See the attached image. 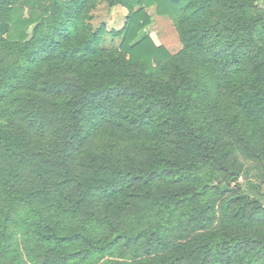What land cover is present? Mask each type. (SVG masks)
<instances>
[{"label": "trees", "instance_id": "1", "mask_svg": "<svg viewBox=\"0 0 264 264\" xmlns=\"http://www.w3.org/2000/svg\"><path fill=\"white\" fill-rule=\"evenodd\" d=\"M117 2L130 10L128 23L119 48L100 61L109 50L102 28H81L85 1L48 0L24 18L15 0H0V264H185L187 253H155L183 231L204 230L218 207L238 220L264 213L235 157L237 142L264 146V63L247 69L215 39L216 50L193 59L199 44L182 30L176 56L138 37L151 24L149 7L193 22L214 0ZM263 23L252 18L251 26ZM167 70L191 79L175 88L149 83ZM100 119L111 128L108 142L85 151L75 172L74 153ZM258 145L251 152L264 161ZM158 182L179 190L155 193ZM92 197L121 205L103 219L86 210ZM38 250L56 253L40 262ZM250 251V264H264V240L211 239L195 256L236 264Z\"/></svg>", "mask_w": 264, "mask_h": 264}, {"label": "rangeland", "instance_id": "2", "mask_svg": "<svg viewBox=\"0 0 264 264\" xmlns=\"http://www.w3.org/2000/svg\"><path fill=\"white\" fill-rule=\"evenodd\" d=\"M82 1H85V6L81 10L83 11L81 28H91L93 31L99 28L103 29L100 46L102 49H108L109 51L108 53L102 52L97 58L98 60L106 58L119 48L124 36V29L128 23L130 10L125 5L117 2V0ZM47 2L48 0H15L14 4L21 6L20 14L24 18H29L32 9L39 10L42 6L47 5ZM5 9V5H0V24L5 19ZM135 9H138V7ZM147 12L151 16V24L144 26L139 31L138 37L149 36L155 45L163 46L173 56L180 54L184 49L183 37L180 34V30H182L186 38L194 37L192 43L199 44L192 48L193 59L202 57L201 54L207 52L209 47L212 50H216L217 46H211V43H213L211 42L212 39H215L217 42L221 41V44L218 45L219 47L222 46L239 52L241 65L247 69H251L259 63H264V25L263 27L261 25L260 28H252L251 26L252 18L264 17V0H214L206 14L193 22L185 18H171L168 15L159 13L156 6L149 7ZM197 28L201 31L195 36V29ZM1 30L2 28L0 27V57L4 58L5 52L2 48V38L5 35L1 34ZM115 33L120 34L115 36ZM144 77L148 79L147 76ZM148 77L149 83L158 84L163 88L166 84H170L173 88L177 85L184 87L191 79L179 74L175 75L169 70L164 72L155 71L151 77ZM137 79L138 77L136 76ZM128 84L127 82L124 85ZM102 119L99 120V123L102 124L99 129L97 128L95 132H92L89 142L75 151L73 162L75 172L83 170L82 165L85 159L82 156L85 151L89 149L96 153L108 142L111 128L109 129V126L103 123ZM110 140L112 139L110 138ZM256 141L259 144L258 150L261 149L262 151L264 146L260 145V140L253 139L248 146L240 141L237 142L235 157L242 165L240 181L245 191L264 202V161H258V158L251 152ZM110 155L117 159V155L114 153H110L108 157ZM261 157L263 159L264 155H261ZM178 188V186L171 185V183L158 182L153 186V191L163 194L170 191H178ZM121 199L118 198L114 201L111 198L92 197L88 200L86 210L95 212L103 219H106V217L110 218V216L112 218V213H115L121 205ZM237 238H244L249 241L264 240V213L254 220H238L231 215V212L225 214L218 207L212 213V219L208 220L204 230L196 234L191 233V230L183 231L172 240L169 248L164 250V252H161V250L156 251L155 254L179 253L183 255V253H187L186 255L189 256H186L185 264H217L210 258L207 261L201 260V258L195 256V253L199 249H205L211 239L225 241ZM54 253H56L54 250L48 252L44 250L39 252L38 250L37 257H39L40 262H43L53 257ZM250 255L251 251L242 263L236 264H250Z\"/></svg>", "mask_w": 264, "mask_h": 264}]
</instances>
